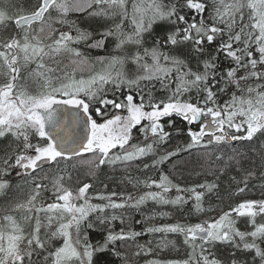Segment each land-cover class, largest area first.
<instances>
[{"label": "snow or ice", "instance_id": "6c2138e0", "mask_svg": "<svg viewBox=\"0 0 264 264\" xmlns=\"http://www.w3.org/2000/svg\"><path fill=\"white\" fill-rule=\"evenodd\" d=\"M70 14L86 15L95 26L81 27ZM9 25L12 34L0 37V140L7 141L0 193L11 188L13 172L31 189L26 201L0 216V264H114L109 257L134 264L153 252L136 243L145 232L181 234L188 249L186 259L146 264H225L212 251L220 245L233 249L228 264H264V222H257L264 220V198L241 200L200 222L136 231L126 226L130 210L148 202L191 203V212L205 215L214 211L205 201L219 193V184L206 179L185 187L163 172L144 181L129 176L133 187L158 189L134 195L107 191V184L90 194L94 186L86 182L103 167L155 156L143 164L154 168L200 149L212 174L242 165L236 148L227 158L214 149L264 135V0H38L27 13L0 0V31ZM109 44L119 54H85L107 51ZM176 118L186 122L188 141L159 154L181 134ZM134 129L142 144L131 143ZM79 168L86 172L74 190L65 181ZM255 176L233 177L232 194H244ZM45 193L52 202L44 201ZM240 218L250 231L237 226ZM96 228L103 237L93 243L89 232ZM130 242L131 255L118 248Z\"/></svg>", "mask_w": 264, "mask_h": 264}, {"label": "trees", "instance_id": "16d2710c", "mask_svg": "<svg viewBox=\"0 0 264 264\" xmlns=\"http://www.w3.org/2000/svg\"><path fill=\"white\" fill-rule=\"evenodd\" d=\"M12 3L16 4L17 7L22 8L24 11L28 10L29 12L33 11L37 6L38 0H11ZM31 10V11H30ZM27 13V12H26ZM70 19L75 20L81 27H89L90 25L95 26L92 19L83 14H70ZM13 25H9V31H0V37H7L12 34ZM64 30H67L66 28ZM150 46V42L149 45ZM113 45L109 44L107 51H97V50H87L85 49V54L95 57L98 55H108V54H119L112 51ZM67 61L65 60V63ZM3 80L0 78V83ZM27 87L30 91L35 90V85L32 81L27 82ZM163 95V93H158ZM226 98V97H225ZM115 114V113H113ZM95 118V117H94ZM177 127L180 128L181 134L174 135L173 139L164 146V148L159 150V154H163L165 151L174 150L177 146H183L187 141L188 137L186 135V128L184 121L176 118ZM169 131H174L169 129ZM133 139L131 143L142 144L143 136L136 129L133 130ZM7 141L0 140V155H3V148ZM236 148L239 152L243 153L242 165L236 166L233 165L229 167L224 174L216 172L212 174L209 169V164L206 163L203 158L204 150H193L190 154L188 152H182L177 157L172 158L169 161H166L164 164L159 165L158 167H150L145 169L143 167L144 163L151 164L152 160L155 159V156L145 157L142 160L135 161L129 165H117L116 167H103L101 172L98 173L97 177L94 180H88L86 182L93 183V189L90 190V194L94 192L104 191V184L108 185L107 191L115 190L118 193H133L134 195L142 194L145 191H156L158 189H147L143 184L133 187L131 183L128 182V177L131 176L133 180H151L159 179L161 172L168 175L174 183L180 184L182 186H190L195 183H202L204 180L215 181L219 184L220 190L217 195L212 196L211 198H206L205 206L214 209V211L208 212L205 215H198L190 211L191 203L185 205L181 208H177L172 205H154L152 202H148L139 211L130 210L127 213L126 226H131L136 231H143L146 227L159 226L163 224H173V223H182V224H191L195 222H200L209 217H218L222 211H227L230 207H234L236 203L244 199H261L264 198V181L260 179V172L264 170V160L261 159L264 156V135L257 134V137L253 141H239L233 142L231 145L220 146L219 148L214 149L215 152L223 151L225 158L232 155L231 149ZM118 151V150H113ZM90 154H85L84 158L87 159ZM214 159V157H213ZM218 166H223V162H217ZM217 165H212L213 168ZM63 166V165H61ZM239 167V170H238ZM46 172L51 174L55 169H45ZM248 171H253L256 173L255 178L249 180V189L245 191L244 194L236 196L233 195V190L236 187V184L233 182V177L237 181L242 180V178L247 174ZM86 172L85 168H79L72 172V180L65 181V183L75 188L81 186L77 183V180H84V173ZM11 181V188L8 189L5 193H0V216L4 215L3 209L9 205H14L15 203L26 201L29 194L31 185L25 184L23 180H19L15 176V172L8 177ZM170 196L176 195L175 191L169 194ZM51 199L50 195L44 194V201L48 202ZM95 202V201H94ZM168 213L169 215L161 217L159 213ZM19 219L20 214L15 213ZM235 216V214H233ZM151 217V219H149ZM142 221V223H136V221ZM257 222H264L261 217H257ZM237 226L241 230L250 231L251 227L246 219L240 218L238 220ZM117 229L120 225L117 223ZM103 231L99 228L89 232V239L95 243L98 240H102ZM162 240L172 241L173 244L169 245L168 248L161 249L157 245ZM136 243L143 244L148 247L153 248V252L149 254L151 257H148L146 261L156 257V254H167V256L172 257L171 260H182L186 259L188 255V249L183 243V236L181 234L175 233H144L142 236L138 237ZM58 246V245H57ZM120 250L127 252L129 255L135 251L134 245L120 246ZM212 251L217 255V257L223 259L225 264H228L230 254L233 249L229 246L220 245L212 249ZM241 259L248 260L250 255H242L237 253ZM157 259H160L156 257ZM109 259L114 260V264H122V261L109 257ZM143 259L142 256L134 258V264H139L138 261ZM146 264V263H141Z\"/></svg>", "mask_w": 264, "mask_h": 264}, {"label": "flooded vegetation", "instance_id": "af4514ba", "mask_svg": "<svg viewBox=\"0 0 264 264\" xmlns=\"http://www.w3.org/2000/svg\"><path fill=\"white\" fill-rule=\"evenodd\" d=\"M14 26V25H13ZM183 124H185V128H187V125H186V122L185 123H183ZM48 202H52V200L51 199H49V201ZM166 256H164V254L162 253V254H156V257H158V258H160V260H164V261H168V260H171V258L172 257H169V256H167V254H165ZM142 257H143V259H141V260H139L138 261V263L139 264H141V263H146V259L148 258V257H151L150 255H141ZM156 257H152V258H156ZM157 259V258H156ZM183 260V259H182Z\"/></svg>", "mask_w": 264, "mask_h": 264}, {"label": "rangeland", "instance_id": "374dc122", "mask_svg": "<svg viewBox=\"0 0 264 264\" xmlns=\"http://www.w3.org/2000/svg\"><path fill=\"white\" fill-rule=\"evenodd\" d=\"M31 11V10H30ZM24 12H29L28 10L24 11Z\"/></svg>", "mask_w": 264, "mask_h": 264}, {"label": "bare ground", "instance_id": "6f19581e", "mask_svg": "<svg viewBox=\"0 0 264 264\" xmlns=\"http://www.w3.org/2000/svg\"><path fill=\"white\" fill-rule=\"evenodd\" d=\"M151 204H154V205H156V204H155V203H153V202H152Z\"/></svg>", "mask_w": 264, "mask_h": 264}]
</instances>
